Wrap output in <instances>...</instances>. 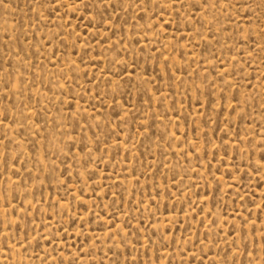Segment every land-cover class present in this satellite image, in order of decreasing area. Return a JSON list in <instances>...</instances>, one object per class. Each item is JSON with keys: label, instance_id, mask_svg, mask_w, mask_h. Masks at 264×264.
Returning <instances> with one entry per match:
<instances>
[{"label": "rangeland", "instance_id": "obj_1", "mask_svg": "<svg viewBox=\"0 0 264 264\" xmlns=\"http://www.w3.org/2000/svg\"><path fill=\"white\" fill-rule=\"evenodd\" d=\"M0 264H264V0H0Z\"/></svg>", "mask_w": 264, "mask_h": 264}]
</instances>
